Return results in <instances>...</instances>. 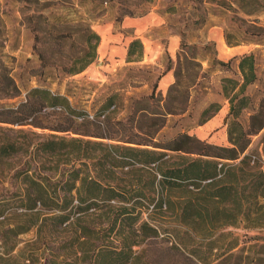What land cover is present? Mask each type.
<instances>
[{"label":"rangeland","instance_id":"374dc122","mask_svg":"<svg viewBox=\"0 0 264 264\" xmlns=\"http://www.w3.org/2000/svg\"><path fill=\"white\" fill-rule=\"evenodd\" d=\"M90 32L99 37L93 61L68 74L82 64ZM133 40L139 46L127 56ZM232 49L241 53L230 54ZM244 55L253 57L255 79L239 95L245 106L232 116L222 87L229 90L231 84L224 80L230 79L237 82V92V63ZM168 73L171 81L162 89L161 79ZM35 87L64 97L71 114L45 108L27 124L10 123L12 110ZM213 116L218 117L216 126L205 130L203 124ZM230 129L246 135L244 154L264 177V0H0V145L13 142L17 149L10 157L0 156V195L17 190L15 173L27 163L36 173H52L41 168V156L29 158L27 141L34 144L53 135L164 151L157 147L179 134L230 147ZM128 137L138 144L116 140ZM165 152L166 165L195 157ZM64 160L58 157L57 169ZM151 173L160 178L144 168L137 175L140 183L148 182ZM169 192L183 194L178 187ZM142 218L157 233L133 246L126 264H198L169 234L170 227L181 228L170 211L147 210ZM22 219L12 211L0 217V264H94L92 258L76 260L70 248L60 246L68 236L64 231L43 238L32 228L7 240V229ZM244 227L218 228L211 257L221 264H264V224ZM194 241L203 250L206 239ZM229 242L235 245L224 252ZM11 243L7 251L5 245Z\"/></svg>","mask_w":264,"mask_h":264},{"label":"trees","instance_id":"16d2710c","mask_svg":"<svg viewBox=\"0 0 264 264\" xmlns=\"http://www.w3.org/2000/svg\"><path fill=\"white\" fill-rule=\"evenodd\" d=\"M98 42V35L90 32L86 39L88 52L82 64L69 68L68 74L82 71L93 61ZM134 46H139L137 40L130 42L127 56L132 54ZM237 69L241 76L237 92H234L237 82L233 80H224L231 84L229 90L222 87L232 116L245 106V97L239 95L255 79L252 55L240 57ZM45 108H63L71 114L64 97L35 87L12 110L10 123L27 124L33 113ZM234 132L233 129L227 132L230 147L205 144L179 134L157 147L164 151L67 140L53 135L34 144L27 141L29 158L41 156V168L52 173H36L28 163L15 173L19 179L17 190L0 195V217L12 211L23 219L7 229L9 235L5 238L12 239L32 228L37 234L43 233V238L46 233L64 231L68 236L60 246L70 248L76 260L92 258L94 264H126L132 256V247L157 233L156 227L142 218V213L164 209L171 212L174 225L181 226L170 227L169 234L195 262L221 264L223 261L217 256L211 257L220 236L213 238L218 228L236 227L240 223L244 228L264 224V177L251 156L244 154L248 144L246 135L240 131L234 135ZM116 140L138 144L131 137ZM16 150L13 142L1 144L0 156L10 157ZM165 151L195 157L182 156L166 165L162 160L168 156ZM60 156L65 160L59 170ZM135 165L139 167L133 168ZM144 168L155 170L160 178L156 180L151 173L148 182L140 183L137 175ZM174 187L182 189L183 194L172 195L169 191ZM196 237L206 239L203 250L199 241H194ZM234 245L229 242L224 252ZM5 246L8 251L14 243Z\"/></svg>","mask_w":264,"mask_h":264},{"label":"crops","instance_id":"0c3cea01","mask_svg":"<svg viewBox=\"0 0 264 264\" xmlns=\"http://www.w3.org/2000/svg\"><path fill=\"white\" fill-rule=\"evenodd\" d=\"M125 26H130V23H129V21H127L126 23H125ZM175 43H174V41H172V45H174ZM219 47L220 48H222V44L220 43V45H219ZM233 53H241V51H234L233 49H232V51H230V54H233ZM170 81H171V75L168 73V74H166V75H164L163 77H162V79H161V82H160V88H162V89H164L166 86H168V84L170 83ZM217 116H213V117H211L210 119H208L204 124H203V128L205 129V130H209V129H211V128H213L214 126H216V124H217ZM224 137V140H223V143H224V141H225V134L224 135H222V138Z\"/></svg>","mask_w":264,"mask_h":264}]
</instances>
